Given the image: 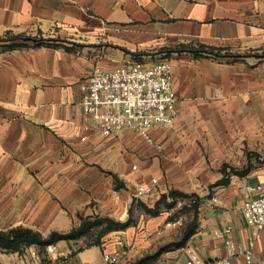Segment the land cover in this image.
<instances>
[{
  "label": "crops",
  "instance_id": "1",
  "mask_svg": "<svg viewBox=\"0 0 264 264\" xmlns=\"http://www.w3.org/2000/svg\"><path fill=\"white\" fill-rule=\"evenodd\" d=\"M5 34L18 38L0 42V231L22 226L47 236L84 218L130 220L102 245L57 243L71 257L50 263L103 264V252L122 238L120 264H130L184 237L186 226L168 236L176 223L167 207L148 210L159 196L204 183L194 233L152 264H187L188 248L205 260L228 257L216 235L226 226L244 248L253 240L255 257H263L264 229L253 235L242 207L264 182V163L227 184H208L223 176L224 163L264 157V0H0ZM199 45L231 55L169 51ZM161 60L171 62L179 109L173 128L154 132L162 149L131 130L104 136L85 127L81 86L96 69ZM153 178L157 192L134 197ZM34 247H0V264H32ZM232 264L248 263L235 256Z\"/></svg>",
  "mask_w": 264,
  "mask_h": 264
},
{
  "label": "built area",
  "instance_id": "2",
  "mask_svg": "<svg viewBox=\"0 0 264 264\" xmlns=\"http://www.w3.org/2000/svg\"><path fill=\"white\" fill-rule=\"evenodd\" d=\"M81 90L85 127L104 136L131 130L147 144L162 149V145L156 143L154 132L173 128L179 115L178 96L169 60L134 62L112 70L96 69L82 84ZM158 182V178H153L148 184L137 185L134 197L154 195ZM252 190L254 196L244 202L242 215L256 236L264 229V182H258ZM213 201L216 202L217 198L213 197ZM216 235L223 239L229 256L205 260L195 248H188L187 264H232L235 256L244 257L248 264H264V255L256 258L253 253L254 241L244 248L234 238L231 226H226ZM126 247L125 240L118 239L113 251L103 252V264H120ZM71 254V251L58 247L57 243L46 245L43 251L37 247L29 250L32 264L65 263Z\"/></svg>",
  "mask_w": 264,
  "mask_h": 264
},
{
  "label": "trees",
  "instance_id": "3",
  "mask_svg": "<svg viewBox=\"0 0 264 264\" xmlns=\"http://www.w3.org/2000/svg\"><path fill=\"white\" fill-rule=\"evenodd\" d=\"M16 38L18 37L17 36L11 38L9 37L8 39L13 40ZM1 41L2 40H0V42ZM169 51H179V52L189 51L193 53L195 56L204 55L214 58H220L231 55V53L226 48H217L207 45H199L197 49L193 47L182 46L177 50H169ZM260 57H264V52L260 55ZM252 155L255 156L259 161L264 163V158H260L259 154L249 153L250 157ZM250 168L251 166H248L247 168L240 170L233 166H230L227 163H224L221 167V173L223 174V176L220 179H218L214 184H212L210 188L227 184L230 179V175L232 174L246 175L249 172ZM115 178H116L117 188L122 187V183L119 181L118 177L116 176ZM179 195L186 197L191 196L194 204L193 220L191 223L187 224L183 234L184 236L183 239L179 242L162 246L154 253L145 254L142 257L135 260L134 262H132V264H152L157 259H159L160 255L166 250L184 246L186 244L187 237L191 236L194 233L196 226L195 220L197 218L199 205L203 199L202 197L197 195H188L187 193L181 192L179 190H170L168 193H164L161 195L160 199L156 202L154 209H148L146 205H144V207L149 211L155 213L162 203H166L167 207H172L173 201ZM210 195L211 194H209V196ZM95 225H100L102 227V233L100 236H103L102 238L103 240L108 232L112 230L125 229L126 227H128L130 225V220L126 222H120L109 217H98V216L94 218H84L82 219L78 227L72 228L70 231L64 233L58 231H52L48 235L49 236L48 238L43 237V234L39 231L33 230L28 227L20 226V227L12 228L8 231H0V247L8 251H18L24 247L36 245L38 246L40 251H43L44 247L50 243H56L57 241L60 240H70V239L80 238L81 236H84L91 229V227ZM101 242H104V240ZM95 245H100V243H96Z\"/></svg>",
  "mask_w": 264,
  "mask_h": 264
},
{
  "label": "rangeland",
  "instance_id": "4",
  "mask_svg": "<svg viewBox=\"0 0 264 264\" xmlns=\"http://www.w3.org/2000/svg\"><path fill=\"white\" fill-rule=\"evenodd\" d=\"M9 37H10V35L5 34L4 37H0V40L6 41ZM262 158H264V157H262ZM260 164H262V162L259 161L257 158L254 161L249 160L247 163H241L239 165L229 163L230 166H233V167L240 169V170L245 169L248 166H251V167L259 166ZM205 185L206 184H204V183H200L199 185H197L195 187H190V191H188V192H184V191H181L179 189L172 188V189H169L167 191V193L170 190H179L181 192L187 193L188 195H197V196H200L202 198H205L206 194L203 191V189L205 190V187H206ZM208 185L210 187L211 184H208ZM161 195L159 196V199H160ZM193 205H194L193 199L191 198V196L186 197V196H182V195H179L176 197V199L173 201L172 207H167L166 203H162V207H167L169 209V216L168 217L171 219H169L168 221L172 222V223H174V222L176 223L175 225L174 224L173 225L168 224L169 225L168 236H181L182 235L181 233L183 231V228L185 226H187V224L191 223L193 220V214H194ZM79 225H80V223L60 225V226H58V229L55 231L64 233V232L70 231L72 228L78 227ZM59 228H61V229H59ZM50 233L51 232H49L47 234V236L43 235V237L48 238L49 237L48 235ZM101 233H102V227L100 225H95V226L91 227V229L84 236H81L80 238L70 239V240H60V241H57L56 243L64 242V241H71L77 250H82L85 248L92 247L96 243H100V245H102L103 242H101V241H103L102 240L103 236H100ZM134 261H135V259L132 262H134Z\"/></svg>",
  "mask_w": 264,
  "mask_h": 264
}]
</instances>
